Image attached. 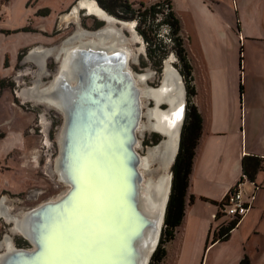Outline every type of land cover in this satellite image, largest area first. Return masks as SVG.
<instances>
[{"label": "rangeland", "instance_id": "1", "mask_svg": "<svg viewBox=\"0 0 264 264\" xmlns=\"http://www.w3.org/2000/svg\"><path fill=\"white\" fill-rule=\"evenodd\" d=\"M120 1H127L134 9L140 10L157 1L166 2V0ZM169 1L171 10L179 19L181 36L186 40L185 44L183 40V46L185 50H189L186 52L190 65L197 64L194 66L193 80L188 82L189 85L193 84L197 91L199 87L203 97L202 82L209 69L211 75L215 77L217 89L224 91L238 107L244 103L246 97V129L249 125L254 135L251 146L264 153V0ZM106 2L110 6H116L115 0ZM75 4L76 0H0V179H4L0 180V186L2 182L10 183L6 189H0V192L7 193L2 197L7 196L10 199L12 203L8 202L12 209H30L43 201L56 198L59 192L66 189V186L56 178L47 176L43 167L47 159L50 158L52 161L57 154L56 135L63 118L53 108H46L31 101L23 102L17 96V91L19 93L29 85L35 77L31 73L37 71L34 63L23 61L24 55L30 49L59 44L76 29L77 24L88 30L104 26L101 19L83 9L77 12V24L74 19L62 21L61 16L71 12ZM116 9L117 13L122 14L124 7L116 6ZM161 11L156 15L151 27L150 37L153 43L156 41L155 46L150 45V49H154L152 56L148 54L147 42L137 29V20H126L134 22L133 27L125 28L122 24L114 26L128 37L131 29L135 30L140 40L126 43L137 53L136 61L130 59L129 65L134 72L151 70L153 74L147 81L149 85L155 86L160 82L163 62L169 61L172 67L178 70L186 88V78L182 63L174 50L170 28L163 21L168 11L166 5L162 6ZM147 20L146 24L142 25L145 29H148L151 23L149 18ZM79 55V64L86 62V57L82 53ZM58 65L52 57L47 59L46 68L49 74L41 79L43 83H48L53 78ZM192 67L191 65V69ZM21 73L24 75L21 76ZM195 77L198 82L196 86ZM240 85L243 89L242 94ZM188 101L194 103V96H187ZM195 101H200V97ZM249 109L256 113L250 116ZM42 119L44 126L46 125L48 141L46 146L43 145L45 137L42 133ZM238 121L240 122V118ZM238 124L231 127H238ZM159 138L160 136L153 132L144 131L138 134L140 140L138 152L145 153L146 148L158 142ZM172 166L169 170H172ZM261 173L260 180L264 183V173L262 171ZM246 186L250 187L249 184H245L242 191L248 194L249 188ZM261 196L262 192L254 210L241 226L239 223L231 230L227 239L217 240L207 248L204 247L205 243L212 241L214 233L229 221V217L224 214L214 218L217 207L214 208L210 204H205V209L194 207L190 212L192 215L189 214L186 218L188 227L186 236L183 237L181 230L176 238L173 237L175 238L173 241L162 245L166 255L160 264H239L244 255L248 257L247 264H252L250 257L254 258L252 259L254 264H264V207L260 201L263 200ZM199 217L203 220L209 218V225L203 237V245L200 246L201 250L199 249V254L194 255L192 248L196 243L194 235ZM8 227L9 223L0 219V238L5 232H10ZM163 229L164 225L157 247L161 245L159 243L163 237ZM12 237L17 247L29 246L21 235L12 234Z\"/></svg>", "mask_w": 264, "mask_h": 264}, {"label": "water", "instance_id": "2", "mask_svg": "<svg viewBox=\"0 0 264 264\" xmlns=\"http://www.w3.org/2000/svg\"><path fill=\"white\" fill-rule=\"evenodd\" d=\"M108 15L113 21L101 19L104 25L126 21ZM79 53L87 60L78 63L77 85L66 82L70 89L60 153V169L69 187L58 198L27 209L29 246L5 251L0 264H142L148 233L155 230L159 217L141 205L143 175L134 145L142 109L140 91L127 68L130 60L118 49L88 47ZM185 104L184 98L171 165L179 151ZM171 165L158 239L145 264L164 225Z\"/></svg>", "mask_w": 264, "mask_h": 264}, {"label": "bare ground", "instance_id": "3", "mask_svg": "<svg viewBox=\"0 0 264 264\" xmlns=\"http://www.w3.org/2000/svg\"><path fill=\"white\" fill-rule=\"evenodd\" d=\"M79 9H85L91 14H95L99 19L113 21L112 17L99 7L95 0H79L78 5H73L71 12L61 16V20L70 21L74 19V22L77 24V12ZM133 25L134 22L132 21L122 22V27L125 28L133 27ZM139 40L134 29H131L130 37H128L119 28H116L113 22L94 30L84 29L77 24L76 29L59 44L49 47L36 46L24 55L23 61L34 63L37 71L31 73L35 75L34 79L21 92L18 93L17 91V96L23 102L24 100L31 101L43 105L46 108L55 109L61 114L64 120L56 135L57 154L52 161L50 158L47 159L43 166L47 176L56 178L66 186V189L57 194V198L63 195L69 187L60 169V153L63 145L66 102L70 89L66 86V82L69 84V87L77 85L80 73L78 64V58L80 56L79 50L90 47L92 49L105 48L108 52H111L118 49L124 51L127 58L135 62L137 53L133 48L127 46L126 43L128 41L137 42ZM49 57L56 60L59 65L53 78L48 83H43L41 79L49 74L46 68ZM168 62H166V70L170 73L168 72L166 74L162 84L158 87L149 88H142L140 86L145 81L147 75L134 72L129 63L127 66L133 74L134 82L140 91L139 98L142 109L141 117L136 127L137 140L134 145V149L140 157L138 170L143 175L141 183V205L145 212L153 215V217H159L155 224V230L152 232L149 231L148 233L150 240L147 244V250L143 253L142 264H145L147 256L150 254L151 249L158 239L162 221V208L170 190V172L168 171V166L171 165L172 159L177 151V135L184 106L185 90L181 76ZM176 89L179 91L174 93ZM147 98L154 100V108L143 110L145 106L143 100ZM160 103L167 104V107L160 109ZM144 117L146 123L143 120ZM144 131L157 132L162 137L157 143L147 147L145 153L140 154L138 152V147L140 146L138 134H142ZM46 135H43L45 137L43 141L44 146L48 144ZM5 200L10 201L7 196L0 198V219L5 221V223H9L8 228L10 232H5L0 238V259L5 254V251H11L16 246L12 234H19L27 239L29 227V218L27 217L29 210L12 209ZM12 221L13 225L11 226Z\"/></svg>", "mask_w": 264, "mask_h": 264}, {"label": "crops", "instance_id": "4", "mask_svg": "<svg viewBox=\"0 0 264 264\" xmlns=\"http://www.w3.org/2000/svg\"><path fill=\"white\" fill-rule=\"evenodd\" d=\"M183 40L185 44L186 40L184 38ZM186 51L189 52L188 49H186ZM187 52L186 54L188 56ZM191 65L193 66L192 72L194 73V66L197 64L191 63ZM196 81L197 79L195 77V86L198 83ZM199 82L201 83V78L199 79ZM202 85L204 86L203 97L201 96L200 88L198 86V91L195 87L194 95V104L197 106L202 118V130L192 159L185 195L184 215L181 223L175 228V238L180 234L181 230V234H184L183 237L186 236V230L188 228L186 218L189 217V214H191L190 212L194 207L198 206L205 209V204H210L215 208L217 205L214 203L221 202L228 191L233 187H238L241 190L242 196L245 200H248L251 195L254 197L251 208L245 216L242 217L239 222L240 224L238 223L239 226H241L244 220L248 218L250 212L254 210L255 203L261 192L263 200L260 201L263 202L262 205L264 207V183L260 180L261 171L256 173L253 180L247 179L242 174L241 161L244 156H257L264 158L263 151H260L255 146H251L254 135L253 130L249 125L246 129V97L244 103L242 102L240 107H238L233 100L229 99L224 91L217 89L215 77L211 75L209 69ZM242 93L243 91L241 94ZM199 97L200 101H195V99ZM253 113L256 112L249 109L248 114L251 116ZM257 115H259V113ZM239 118L240 122L238 121ZM234 124L236 126L238 124V127L235 126L232 128L231 126ZM247 136L249 138L248 140ZM242 138H244L243 145ZM262 172L264 173V170H262ZM3 178H5V176H3ZM0 180L3 181L4 179ZM9 184L10 183L7 184L2 182L0 189H6ZM245 184H249L251 188L253 187V190H251L249 186H246L249 188L248 194H246L244 190L242 191ZM256 185L258 186L257 189L255 188ZM1 192L0 197H2L3 194H7ZM5 202L7 204L10 203L8 200H5ZM184 224L185 226H183ZM208 225L209 218H206L205 220L200 217L198 218V227L194 235L196 243L192 248L194 255L199 254V249L201 250L200 246L203 245V237L206 235V228H208ZM201 236L202 238H200ZM206 244L208 243H205V248L210 245L208 244L207 246ZM250 259L251 263L254 264L252 260L254 258L250 257Z\"/></svg>", "mask_w": 264, "mask_h": 264}, {"label": "trees", "instance_id": "5", "mask_svg": "<svg viewBox=\"0 0 264 264\" xmlns=\"http://www.w3.org/2000/svg\"><path fill=\"white\" fill-rule=\"evenodd\" d=\"M99 5L113 14L114 16L123 19V20H137V29L139 33L143 36L144 40L148 45V54L152 56V51L150 45L156 44V41L153 43L150 33H152L153 20L156 18L158 13H161L162 6L166 5L167 13L166 18L163 20L170 28L171 39L174 43V50L178 56L180 62L182 63L184 77L186 78V87L188 96L195 95V88L192 85H189L188 82L192 81V69L188 61L186 50L183 46V38L180 35V22L176 17L173 10H171L170 1L161 3L157 1L151 4L149 7L144 8L143 10L134 9L130 3L127 1L115 0V5L118 7H124L123 13H117L116 6H110L106 0H96ZM117 1H119L117 3ZM121 3V4H120ZM150 19V24L148 29L142 27ZM149 31V32H148ZM155 46V45H154ZM240 92H242V85H240ZM202 130V118L197 109V106L188 101L186 118L183 125V130L181 132L180 146L179 151L176 155V159L172 166V185L171 192L169 195V200L167 204V209L164 219V229L163 237L159 245L152 254L151 262L149 264H160L161 260L165 257L166 251L162 246L164 243L170 241L174 237L175 228L181 223L184 215V206H185V195L188 186V178L191 170L192 159L194 156V150L197 145L198 139L200 138ZM242 174L249 180H253L258 171L264 170V158L257 156H244L241 161ZM217 206L216 217L221 216L219 209L223 208L221 203H214ZM241 219L233 218L227 223L221 225L217 231L214 233V238L208 244H211L217 240H225L229 237L230 232L233 228L237 226ZM208 244H206L208 246ZM248 257L244 255L239 264H247Z\"/></svg>", "mask_w": 264, "mask_h": 264}, {"label": "built area", "instance_id": "6", "mask_svg": "<svg viewBox=\"0 0 264 264\" xmlns=\"http://www.w3.org/2000/svg\"><path fill=\"white\" fill-rule=\"evenodd\" d=\"M257 187L258 186L256 185L255 188L257 189ZM253 200V195H251L248 200H245L242 196L241 190L238 187H233L228 191L223 200L219 202L223 206L221 210L219 209V212L221 213V216L227 214L229 220L233 218L242 219L251 208ZM214 218H216V214L214 215Z\"/></svg>", "mask_w": 264, "mask_h": 264}, {"label": "flooded vegetation", "instance_id": "7", "mask_svg": "<svg viewBox=\"0 0 264 264\" xmlns=\"http://www.w3.org/2000/svg\"><path fill=\"white\" fill-rule=\"evenodd\" d=\"M84 11H86L85 9H83ZM99 27H101V26H97L96 28H99ZM95 28V29H96ZM142 54V53H141ZM189 61V60H188ZM167 61H165L164 62V69H163V71H162V79L160 80V82L157 84V85H155V86H151V85H149L148 83H147V81H149V79L152 77V71L151 70H146V72H136V73H139V74H145V75H147L146 76V79H145V81L143 82V83H141L140 84V86L142 87V88H149V87H158L159 85H161L162 84V82H163V80H164V78H165V76H166V74L169 72V71H167L166 69V65H167V63H166ZM169 64H170V62H168ZM190 63V62H189ZM170 66H172L171 64H170ZM174 68V67H173ZM175 69V68H174ZM177 72H178V70H177ZM170 73V72H169ZM171 73H172V71H171ZM179 73V72H178ZM24 75V73H21V76H23ZM171 75V74H170ZM180 75V74H179ZM181 76V75H180ZM181 80H182V77H181ZM182 83H183V87H184V90H185V92H184V98H185V102H186V104H185V118H186V111H187V106H188V102H187V96H188V93H187V87L185 88V85H184V82H183V80H182ZM179 90H177L176 89V91H174V93H177ZM186 93H187V96H186ZM189 97V96H188ZM191 97H193V96H191ZM147 101H148V103H147ZM143 102L145 103V110L146 109H149V108H154V104H155V102H154V100L151 98H147V99H144L143 100ZM151 103V104H150ZM167 107V104H165V103H162L161 105H160V108H166ZM185 118H184V122H185ZM144 122L146 123V119H145V117H144ZM184 122H183V125H184ZM41 124H42V127H43V129H42V133H43V135L44 134H47L46 133V125L44 126V123H43V119L41 120ZM182 125V126H183ZM183 128V127H182ZM182 128H181V130H182ZM154 134H157V135H159L160 136V138H159V140L161 139V135L159 134V133H157V132H153ZM47 136V135H46ZM180 138H181V134H180ZM158 140V141H159ZM157 143V142H156ZM44 145V144H43ZM153 145V144H152Z\"/></svg>", "mask_w": 264, "mask_h": 264}, {"label": "clouds", "instance_id": "8", "mask_svg": "<svg viewBox=\"0 0 264 264\" xmlns=\"http://www.w3.org/2000/svg\"><path fill=\"white\" fill-rule=\"evenodd\" d=\"M241 221V220H240Z\"/></svg>", "mask_w": 264, "mask_h": 264}]
</instances>
